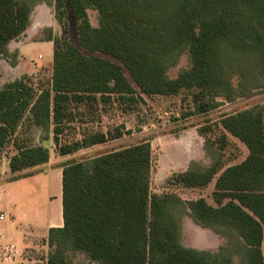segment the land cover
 <instances>
[{
	"label": "trees",
	"instance_id": "16d2710c",
	"mask_svg": "<svg viewBox=\"0 0 264 264\" xmlns=\"http://www.w3.org/2000/svg\"><path fill=\"white\" fill-rule=\"evenodd\" d=\"M50 1L64 36L46 38L54 44L46 87L36 92L19 79L0 89V150L26 118L45 135L38 146L13 144L12 174L49 162L44 146L49 131L61 157L121 139L119 129L65 144L59 136L69 104L133 99L136 91L123 68L148 97L195 91L198 114L264 87V0ZM66 5L79 47L90 57L69 41ZM33 8L28 0H0V58H8V45L24 35ZM88 9L97 13V27L90 24ZM182 50L189 67L171 79L168 69ZM220 126L248 155L216 178L211 194L216 207L203 199L183 202L174 194L152 195L147 142L63 164V225L48 232L46 264H71V252L97 264H264V104L225 115ZM219 172L216 165L205 166L174 178L183 188L199 189ZM184 212L202 229L224 236L225 244L217 251L184 247Z\"/></svg>",
	"mask_w": 264,
	"mask_h": 264
},
{
	"label": "rangeland",
	"instance_id": "374dc122",
	"mask_svg": "<svg viewBox=\"0 0 264 264\" xmlns=\"http://www.w3.org/2000/svg\"><path fill=\"white\" fill-rule=\"evenodd\" d=\"M34 7L38 4L53 5L50 0H28ZM65 2V0H63ZM66 22L68 24L67 36L69 41L78 48L85 56H92L83 51L78 44L76 24L72 14L67 7ZM34 10V8H33ZM90 24L98 26V16L93 9L87 10ZM50 19V13H46ZM47 26V25H46ZM50 36L63 37L59 25L55 22L54 27H44L37 39H46ZM30 60L27 62V69L19 79H24L36 92L46 87L51 78L52 67L37 62L39 55L48 57V51L43 52L40 46L31 47ZM9 55L2 57L8 64L16 60L17 56ZM102 57L99 55H95ZM45 62V61H44ZM113 63L119 64L112 60ZM189 67V59L186 50L178 55L173 65L168 69V77L173 79L178 73ZM31 68V69H30ZM123 73L129 83L136 91L132 100L124 102H113L109 105L99 103H71L67 106V123L63 124V132L59 136L62 144L79 141L86 134L113 131L119 129L123 136L119 140L111 141L102 145L82 149L75 154L61 157L57 154L51 131L48 133L47 148L49 149L51 164L63 165L72 162H83L114 150L147 142L151 148V171H150V193L152 195L174 194L183 202L203 199L209 205L216 207L211 194L214 189L216 178L222 170L240 164L248 155L247 148L237 139L225 133L221 126V118L225 115H233L242 111L260 107L264 104V87L254 90L250 95L236 98L233 102H224L215 110L204 114L196 112L197 104L194 101L195 91H182L177 96H145L133 84L127 71ZM9 72H11L9 70ZM16 79V80H19ZM15 81V80H14ZM235 84V82H234ZM44 133L31 126L27 118L18 128L15 136L9 139L2 149L6 158H11L15 152L14 143L20 146L33 147L41 145ZM44 143V146H45ZM46 147V146H45ZM6 160L0 162V176H6L4 180L11 181L16 178H24L35 174L44 173L49 169L45 167H34L7 177ZM216 165L220 172L214 179L203 188L187 189L176 183L175 174L185 172L189 169ZM9 168V164H8ZM27 194L33 195L35 199L41 196V188L37 184H22ZM181 244L186 248L198 250L217 251L221 248L226 238L212 230L202 229L196 225L188 212L182 214L181 219ZM37 259L45 264L49 248L45 240H40ZM264 252V241L262 244ZM71 264H97L91 261L84 254L71 252L68 255Z\"/></svg>",
	"mask_w": 264,
	"mask_h": 264
},
{
	"label": "crops",
	"instance_id": "0c3cea01",
	"mask_svg": "<svg viewBox=\"0 0 264 264\" xmlns=\"http://www.w3.org/2000/svg\"><path fill=\"white\" fill-rule=\"evenodd\" d=\"M47 12L50 13V19L46 18ZM54 24L55 20L51 7L44 3L34 7L30 15L29 26L24 35L8 45V52L17 56L15 65L12 66L0 58V89L5 84L19 79L25 73V69L28 68L27 62H33L29 58L32 46H40L43 52L46 53L47 50L49 53L48 57L46 54L45 56L39 55L38 61L35 63L48 64L52 67L53 42L36 37L40 35L44 27H54ZM2 149L0 150V162L6 160L8 177L10 175L8 168L10 158L4 156ZM15 155H17L16 149L12 157ZM50 164L51 159L41 167L50 166ZM61 166H50L44 173L11 181L4 180L6 176H0V214L4 216V220L0 221V264H42L41 260L37 259V253L40 251V240L47 241L49 230L61 228L63 225ZM25 183L40 186L42 193L38 200L25 192L22 186ZM9 246L14 247L11 255L5 253ZM44 261L46 264L47 259Z\"/></svg>",
	"mask_w": 264,
	"mask_h": 264
},
{
	"label": "built area",
	"instance_id": "2783aa9c",
	"mask_svg": "<svg viewBox=\"0 0 264 264\" xmlns=\"http://www.w3.org/2000/svg\"><path fill=\"white\" fill-rule=\"evenodd\" d=\"M2 220H4V216L2 215V214H0V221H2ZM13 246H9L7 249H6V251H5V253L7 254V255H11L12 253H13Z\"/></svg>",
	"mask_w": 264,
	"mask_h": 264
},
{
	"label": "water",
	"instance_id": "95a60500",
	"mask_svg": "<svg viewBox=\"0 0 264 264\" xmlns=\"http://www.w3.org/2000/svg\"><path fill=\"white\" fill-rule=\"evenodd\" d=\"M45 146L47 147L48 146V143H45Z\"/></svg>",
	"mask_w": 264,
	"mask_h": 264
}]
</instances>
